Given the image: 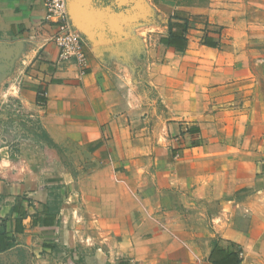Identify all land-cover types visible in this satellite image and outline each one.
Here are the masks:
<instances>
[{
  "label": "crops",
  "instance_id": "1",
  "mask_svg": "<svg viewBox=\"0 0 264 264\" xmlns=\"http://www.w3.org/2000/svg\"><path fill=\"white\" fill-rule=\"evenodd\" d=\"M45 18L41 0H0V46L17 49L14 57L23 63V74L16 65L0 93L8 108L20 107L38 128L17 144L10 132L0 133L6 138L0 144V233L15 243L0 256L22 249L28 264H210L214 246L232 242L242 249L241 264H264V161L240 182L238 166L222 172L211 146L180 147L164 135L169 146L160 149L121 144L118 122H135L142 113L134 90L122 95L121 69L102 65L87 50L84 76L59 64ZM40 89L44 106L37 103ZM40 138L70 148L67 153L88 154L92 171L76 177V160L70 177L48 180ZM200 138L188 133L184 140ZM18 198L25 212L19 233ZM192 202L199 215L208 204L215 209L212 224L192 223Z\"/></svg>",
  "mask_w": 264,
  "mask_h": 264
},
{
  "label": "rangeland",
  "instance_id": "2",
  "mask_svg": "<svg viewBox=\"0 0 264 264\" xmlns=\"http://www.w3.org/2000/svg\"><path fill=\"white\" fill-rule=\"evenodd\" d=\"M70 1L71 23L86 50L102 65L121 69L127 84L122 95L132 87L137 111L142 104L135 122H118L121 144L132 150L138 145L160 149L170 139L180 147L211 146L212 155L223 162L222 172L238 166L240 182L264 161V0H209L205 10L190 13L198 22L187 34L183 54L161 43L175 10L172 0ZM206 38H213L217 48L205 46ZM15 52L0 46V89L16 65L23 74ZM26 118L20 107L8 108L0 93V133L10 132L15 144L24 133L35 136L37 123ZM188 124L200 127L196 144L184 140ZM5 139L0 134V144ZM40 141L48 180L70 177V164L76 160V177L92 171L95 163L88 154L67 153L70 148L49 138ZM198 208L192 202V223L212 224L215 209L208 204L199 215ZM28 263L22 249L0 256V264Z\"/></svg>",
  "mask_w": 264,
  "mask_h": 264
},
{
  "label": "trees",
  "instance_id": "3",
  "mask_svg": "<svg viewBox=\"0 0 264 264\" xmlns=\"http://www.w3.org/2000/svg\"><path fill=\"white\" fill-rule=\"evenodd\" d=\"M177 10L174 11L173 15L168 24V33L161 39V43L166 47L174 50L176 53L183 54L188 48L187 34L192 29L193 25L198 21L197 16L191 15L185 9H205L208 7L209 0H172ZM205 46L216 49L217 44L213 38L205 39ZM37 103L40 106L46 105L44 99V91L42 89L38 92ZM189 134L199 133L200 130L197 127H190L187 129ZM22 198L17 199L14 212L17 215V232H22V219L25 216V212L21 210ZM47 217L52 221L56 219V216L46 211ZM47 219V218H46ZM45 224L47 221L44 220ZM15 247L14 240L8 238L5 234L0 233V253H5ZM210 264H241L242 262V249L239 245L230 242L227 247L216 244L209 257Z\"/></svg>",
  "mask_w": 264,
  "mask_h": 264
},
{
  "label": "built area",
  "instance_id": "4",
  "mask_svg": "<svg viewBox=\"0 0 264 264\" xmlns=\"http://www.w3.org/2000/svg\"><path fill=\"white\" fill-rule=\"evenodd\" d=\"M46 8V24L53 28L50 41L57 49V62L76 68L80 76L88 70L89 58L83 40L74 29L68 0H41Z\"/></svg>",
  "mask_w": 264,
  "mask_h": 264
},
{
  "label": "water",
  "instance_id": "5",
  "mask_svg": "<svg viewBox=\"0 0 264 264\" xmlns=\"http://www.w3.org/2000/svg\"><path fill=\"white\" fill-rule=\"evenodd\" d=\"M69 14H70V10H69Z\"/></svg>",
  "mask_w": 264,
  "mask_h": 264
}]
</instances>
